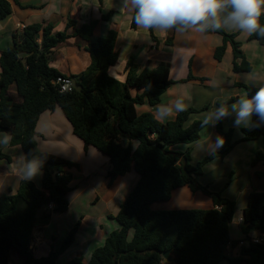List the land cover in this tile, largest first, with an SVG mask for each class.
<instances>
[{
	"label": "trees",
	"instance_id": "trees-1",
	"mask_svg": "<svg viewBox=\"0 0 264 264\" xmlns=\"http://www.w3.org/2000/svg\"><path fill=\"white\" fill-rule=\"evenodd\" d=\"M103 0H100L102 2ZM13 4L20 0H0V21L13 12ZM109 15L103 19L108 20ZM78 21L69 16L64 31L55 32L52 23H32L21 32L13 33V43L0 55V133L12 136L11 146H21L24 155L41 156L44 159L41 187L33 181L23 180L15 194L0 195V264H10L12 254L19 257L20 264H59L58 258L69 249L82 226L77 221L58 249L51 248L45 257L33 255V232L38 220L69 210L68 194L73 190L71 170H80V163L43 151L37 140V124L46 112L60 108L71 124L73 133L108 158L112 164L107 180L111 188L132 168L140 179L126 200L121 204L116 220L121 226L113 231L85 262L77 255L67 264H162L163 254L170 251L174 264H264V242L256 243L252 234L264 235V191L255 189L249 195L243 211L240 230L246 239L233 240L230 224L236 213V202L213 193L201 185L197 177L204 166L215 158H225L243 142L264 139V123L259 127L241 128V138L235 141V129L225 131L223 119L217 122L216 131L224 138L220 150L204 157L196 165L191 163L190 150L185 153L171 148L180 144H192L200 140L202 120L186 126L193 113L189 108L176 114L168 122H161L152 112L139 113L138 106L148 104L156 107L163 95L178 83L207 77L193 75L191 61L185 79L174 81L169 77L167 63L151 62V67L140 72V66L130 58L126 65L127 78L121 82L109 74L119 59L116 50L118 31L112 29L105 37L91 41L97 20H90L77 27ZM132 29L137 26L134 19ZM153 42L158 45L154 30H149ZM222 36L223 44L216 48L214 58L221 62L228 45L233 51V71L251 72L253 67L236 40L237 33L210 32ZM71 37H80L88 43L86 51L91 64L79 77L80 92H60L56 81L65 76L50 66L54 49ZM264 46V39L249 36ZM173 45V37L166 40ZM152 46L151 49H155ZM159 76L163 81L152 79ZM158 77V78H159ZM253 95L256 88L236 82ZM13 87L15 89L13 90ZM133 91L136 94H133ZM232 97L227 100L232 103ZM225 101H219V103ZM258 117H253L257 121ZM125 140L138 142L136 149ZM183 158L186 163H183ZM0 160L12 158L0 148ZM264 166V149L256 152L251 163L254 168ZM189 187L193 193L202 191L212 197L214 208L155 211L153 204L169 201L175 190ZM52 205V207H50ZM45 222V221H44ZM132 232V236L130 235ZM247 241V245H241ZM238 253H228V248H238ZM172 263V264H173Z\"/></svg>",
	"mask_w": 264,
	"mask_h": 264
},
{
	"label": "crops",
	"instance_id": "crops-1",
	"mask_svg": "<svg viewBox=\"0 0 264 264\" xmlns=\"http://www.w3.org/2000/svg\"><path fill=\"white\" fill-rule=\"evenodd\" d=\"M109 3V0H103L102 2H100V0H20V6L13 4L12 14L6 19L0 21V55L3 51L12 46L13 33L21 32L23 30V27H26L32 23H52L54 25V31L61 32L64 31L66 27L68 17L73 16L78 21L77 27L82 26L84 23L90 22V20L98 21V24L91 38V41L93 42L97 41L101 37H105L112 29L118 31L119 35L116 44V50L119 52V59L117 64L109 69V74L121 82L126 81V65L130 58H133L135 64L140 66V72L144 71L148 67H151V62L167 63L169 65V76L172 80H174L173 65L175 58V48H183L182 51L187 54L189 59L192 56V59L190 61L192 62L191 68L193 75L196 77H207L209 80L204 83H201L198 80H192L187 83H178L177 87H184L185 85L190 86L192 88V91L194 92H166L162 97V103H169V97L172 98V101L178 96H183L186 98V103L188 104L187 109L194 108L195 110L200 111L207 106H209V108L211 106H218L217 103L219 101H227L232 97H235L236 99L239 98V96L242 95L245 90L243 88L236 87V82L253 86L251 80V77L253 75L259 74L260 76L264 77V46L260 45L257 41L249 40V36L241 32L230 33L238 34L236 40L241 43V49L243 50L244 54L247 57V60L253 67L252 71L248 73H235L233 71V51L230 45H228L227 51L221 62H218L214 58L216 48L223 44L222 36L216 33L200 36L194 33L182 35L177 34L175 31H170L166 33L163 32L162 35L159 36L154 30L155 35L158 38L157 45V43L153 42L148 30L150 36L148 44L149 50H147L144 54H137L138 48L136 47L137 45H135V41L126 42L125 40H123V33L121 32L123 25H126V32H128V34H135L137 32L138 27L136 29H132L131 27V23L134 19L133 13L127 10L122 11L119 4V7H115L116 5H113V3H110V5ZM104 15H109L108 20L103 19ZM19 26H22V28L20 27L19 29ZM169 37H173L172 46L166 45V40ZM126 43L132 44V47L133 45L135 46L127 51L124 58H122L120 47L124 46L125 48L124 44ZM155 45L156 48L152 50L151 47ZM87 46L88 43L82 40L80 37H71L66 42L60 44L54 49L53 59L50 61V66L56 68L65 76H78L79 74L84 72L91 64L90 55L86 51ZM163 54H166V56H163ZM188 62L189 60L185 62V65H183L182 68L183 71H186V74L184 77L182 75L180 78H178L179 80L185 79L187 77L189 65ZM204 65H209L213 68L210 71L211 74L206 73V71L204 70ZM218 72L222 73V76L224 75L223 77H225L227 80H219L222 76L220 78L219 76L217 77ZM227 82L230 86L229 91L231 92H223V89L225 88ZM200 87H210L211 89L217 90L218 92H215V95L213 97L210 95L209 97L207 95L204 96V94H202L203 92H195V90ZM220 87H222V92H219L218 90ZM133 94H136V92L133 91ZM205 97L207 98V100L204 99ZM156 107L144 104L142 106H138L137 110L139 113L152 112L153 114H155ZM206 111H200L198 113L191 114L189 120L186 123V126H190L196 120H202L203 113H205ZM175 116L163 122L171 121L175 118ZM229 120H231L232 124L227 126V121ZM233 121L234 115L223 119L225 131L235 129L237 133L241 128H243L234 127ZM216 125L215 130L210 131L208 134H206L205 128L201 132V138L199 141L189 145H176L171 149L182 153L190 150L191 163L193 165H196L199 161H201L204 157L210 155L212 152L207 151L205 153L206 155L202 159H198L195 156V150L201 146H205L206 144H208V139L211 144H215L217 138L221 137V135L216 131ZM36 132L39 146L43 151L80 163V170H71L73 171V181L71 183V187L73 188V190L68 194V199L70 201L69 210L65 213L58 214L56 217L55 215H52L47 220H38L37 225L42 226L43 235L41 237V243H34L33 241V244L31 246L33 255L36 258H39V256L45 257L49 254L52 247H54V249H58V247H56L57 245L53 246L54 242H61L57 241V239H64L65 234L68 232V229L63 230L61 222L64 221L67 215H69L73 205L72 201L70 200V194L74 190H76L75 178L80 177L81 179H85V181L89 184L99 178L101 185L100 187L103 188V193H100V195L95 193L96 199L99 198L98 201H95V204L98 203L96 207H101V210L97 215L93 214L87 216L84 214H79L75 218H73V220L70 222L71 224L79 221L82 218V226L76 234L73 245L58 258V261H60L62 258L67 257V259L65 258L66 261H64V263L67 264L73 258L80 254L84 257L85 262H88L91 259L94 251L105 243V240L111 235V233L121 228L115 218L119 213L121 204L126 200L128 194H130L133 188L136 186L140 179V176L135 172L134 168H132L111 188H108L107 176L109 171L112 169V164L107 157L102 155L95 148L91 146L86 147L84 142L73 133L71 124L63 114L62 110L58 107L54 111L46 112L41 116L37 124ZM236 133L235 136L237 137V139L235 137V141L241 138V134L236 135ZM261 139L264 141L263 138ZM129 141L133 149H136L138 146V142L133 140ZM254 142L255 141H250L240 144ZM253 145L256 146V149L255 151H252L254 153H251L249 158V165L251 168L249 169L248 176L250 178L252 177L253 179L255 177H257L258 179H262L264 178V166H262L261 164L257 165L254 168L251 166L255 154L256 152L261 150V146L260 144ZM222 146L215 151L220 150ZM1 149L9 154V156L12 158V161L8 162L6 160H0V195L4 193L15 194L18 191L21 182L24 180L20 177L19 169L16 166V159L18 156L24 155V151L21 146L11 145H9L6 150L4 148ZM234 150L232 151V153L234 152ZM229 157L230 154L226 158H223V161H225V159H229ZM258 167L261 168L258 169ZM77 172L78 174H76ZM42 175L43 174L41 172V181ZM199 178L200 176L197 177V180H199ZM200 184L203 186H210L208 184ZM186 188L187 190H190L189 195L190 198H192L193 196L191 195H193L194 193H192L189 187L186 186ZM262 188H264V186ZM255 190L259 191L257 189ZM174 193L182 195L181 191L175 190ZM250 193L251 191L248 195H250ZM194 198L198 201L196 195L194 196ZM198 206L199 204H197L196 208L195 204L192 208L212 209L214 208L213 200L208 198L207 205L204 204L203 207ZM154 207L155 206H152V209L157 210L156 208L154 209ZM246 207L247 205L244 207V209ZM243 211L242 217L239 218V222L243 219ZM239 222L237 223L238 225H240ZM130 235L132 236V232ZM56 236L59 237L56 238ZM51 239H53L54 241H52ZM231 239L241 240L242 238L231 237ZM245 244L246 243H244L243 245ZM228 250L229 254L233 253V255H236L238 253L239 247L235 248L234 250L232 248H228ZM15 255V253L12 254L10 264H20L19 258H16ZM222 263L229 264L228 261H222L219 264ZM162 264L172 263H169L165 260Z\"/></svg>",
	"mask_w": 264,
	"mask_h": 264
},
{
	"label": "clouds",
	"instance_id": "clouds-1",
	"mask_svg": "<svg viewBox=\"0 0 264 264\" xmlns=\"http://www.w3.org/2000/svg\"><path fill=\"white\" fill-rule=\"evenodd\" d=\"M120 9L133 13L136 26L159 32L175 31L177 34L194 33L205 36L210 32H241L264 39V0H121ZM256 88L253 95L244 92L234 102L219 103L202 116L201 127L215 126L220 120L234 115L233 126L259 127L264 123V77H251ZM186 98L178 96L169 103L156 107L155 118L166 121L180 112L187 111ZM258 117L253 121V117ZM12 136L0 133V148L9 147ZM208 151L214 152L224 143L218 137L215 145L209 139ZM44 159L32 155H20L16 159L19 174L25 181L41 173Z\"/></svg>",
	"mask_w": 264,
	"mask_h": 264
},
{
	"label": "rangeland",
	"instance_id": "rangeland-1",
	"mask_svg": "<svg viewBox=\"0 0 264 264\" xmlns=\"http://www.w3.org/2000/svg\"><path fill=\"white\" fill-rule=\"evenodd\" d=\"M109 2L111 4L113 3V5H116L115 7H117L118 4L119 5L121 4V1H119V0H117V2H116V0H109ZM110 3H109V5H110ZM110 7H112V6H110ZM20 27L21 26H19V29H20ZM126 30H127L126 25H123V28L121 29V32L123 33V40H125L126 42L135 41V45H137L136 47L138 48L137 54L146 53V51L149 50L148 44H149V40H150L148 30L146 31L144 29L138 28V30L135 34H128V32H126ZM156 32L159 36L162 35V33H163V32H159V31H156ZM241 40H242V38H241ZM124 45H125V48H124V46L120 47L122 58H124L127 51H129L130 49H132L135 46V45H133V47H132V44H127V43ZM182 49L183 48H181V47H178L177 49L175 48V54H174L175 58H174V65H173V77H174L173 79H174V81L179 80L178 78H180L182 75H183V77L185 76L186 71L185 70L183 71V69H182L183 65H185V62L187 60H189L188 63H190V60L192 59V56L189 59L187 54H185L182 51ZM163 56H166V54H163ZM231 57H232V52H231ZM52 59H53V57L51 58V60ZM204 66H205L204 70L206 71V73L211 74L210 71L213 68L210 67L209 65H204ZM218 76L220 78L222 76V73L218 72L217 77ZM223 76L219 80L226 79ZM158 77L159 76L154 77L152 79H157V81H163V79H166V78H160V77L158 78ZM13 89H15V87ZM216 89H218V88H216ZM218 90H219V92H222V87H220ZM223 90H224L223 92H231V91H229L230 86L228 85V82L226 83L225 88ZM167 92H194V91H192V88L190 86L185 85L184 87H179V86L177 87V84H176V86L175 85H174V87L172 86L169 89V91H167ZM195 92H203L202 94H204V96L207 95L209 97V95H210L213 97L215 95V92H218V91L213 90L210 87H200L197 90H195ZM225 95H226V93H225ZM204 96H202V97H204ZM171 99L172 98L169 97L168 101L171 102ZM204 99L207 100L206 97ZM212 108H214V107L211 106L210 108L207 109L206 112H208ZM230 124H232L231 120L227 121V126ZM214 130H215V126H208V128L205 129V132H206V134H208L210 131H214ZM237 134H240V133L237 132L236 135ZM236 139H237V137H236ZM263 142L264 141L262 139H259V141H255L254 143L240 144L235 148L233 153L232 152L230 153L229 159H225V161H223V158H221V157L213 159L212 161H210V163L208 162L205 165V167L203 169L204 170L203 174L200 176V178L198 180V182H200L204 185H207V184L210 185V186H208V188L211 192H213L215 194L221 193L223 197L228 198V199H232L236 202V207H237L236 208V214L234 216L233 222L230 224V236L232 238L246 239V236L241 232L240 226L237 223L239 222V218L242 217V211H243L244 207L246 205H248V198H249L248 194H249V192L250 191L252 192L253 189H257L259 191L264 190V188H262L264 186V178L258 179L257 177H255L253 179L252 177L250 178L248 176L249 169L251 168L249 165V162H250L249 158H250L251 153H254L252 151L253 150L255 151V149H256V146L253 144H260L261 150H263L264 149ZM213 145H215V144H213ZM207 151H208V144H206L205 146H201V147L197 148L195 150L196 158L202 159L206 155L205 153ZM260 168L261 167H258V169H260ZM71 172H73V171H71ZM76 174H78V172ZM75 180H76V184H75L76 190H74L70 194V200L72 201L73 205H72V208H71L69 215H67L65 217L64 221L61 222L62 223L61 226H62L63 230L68 229V232L65 234L64 239L68 236L71 229L77 223V222H74L72 224L70 223L73 220V218H75L79 214L80 215L84 214L87 216L93 215V214L97 215L98 212L101 210V207H96L98 205V203L95 204V201L99 200V198L96 199L95 193L98 195H100V193H103L102 192L103 188L100 187L101 186L100 185V179L98 178L97 180L92 181L90 184L88 182H86L85 179H81L80 177L75 178ZM31 181L36 183L38 187H41V173L38 176H36L34 179H32ZM176 191H181L182 195H179V194L173 192L172 197L169 201L159 202V203L153 204V206H155L154 209L155 208L157 209L155 211H168L170 209L171 210L194 209L192 207H194L195 204H196V208H197V204H199L198 207H203L204 204L207 205L208 198L212 199L211 196L206 195L202 191L196 192L198 194L194 193L197 196L198 201L194 198V196H195L194 194L191 195L193 197L190 198V195H189L190 190H187L186 187L185 188L182 187ZM128 193H130V192H128ZM78 198H80V199H78ZM183 207H185V208H183ZM57 215L58 214H56L55 217ZM59 234H60V230H59ZM42 235H43L42 234V226L37 225L34 229V232H33L34 243L35 242L41 243ZM251 236H252V238H258L261 235L259 232H255ZM58 237L59 236H56V238H58ZM37 238H38V240H37ZM64 239H62V238L57 239V241H61V242H54L53 246L57 245L56 247L59 248ZM51 240L54 241L53 239H51ZM244 243H246L245 245L248 244L247 241ZM240 246H242V245H240ZM15 257L19 258L17 255H15ZM40 257H43V256H39V258ZM65 258L67 259V257H64L60 261H58V263L59 264H65L64 263V261H66ZM222 264H225V263H222Z\"/></svg>",
	"mask_w": 264,
	"mask_h": 264
},
{
	"label": "built area",
	"instance_id": "built-area-1",
	"mask_svg": "<svg viewBox=\"0 0 264 264\" xmlns=\"http://www.w3.org/2000/svg\"><path fill=\"white\" fill-rule=\"evenodd\" d=\"M22 28V26H21ZM25 27H23L24 29ZM73 82L74 79L71 76H60L58 77L56 84L60 90V92H69L72 93L73 91H75V87L73 86ZM52 207V205L50 206ZM242 222V220H240L239 224ZM254 242L256 243H263L264 242V235L259 236L258 238H253ZM242 245L244 243H241Z\"/></svg>",
	"mask_w": 264,
	"mask_h": 264
},
{
	"label": "water",
	"instance_id": "water-1",
	"mask_svg": "<svg viewBox=\"0 0 264 264\" xmlns=\"http://www.w3.org/2000/svg\"><path fill=\"white\" fill-rule=\"evenodd\" d=\"M79 81H80L79 77H77V78L74 79V82H73V86L75 87V90L78 91V92H80L82 90V86L80 85ZM125 143H126V147H129L130 141L129 140H125ZM183 163L184 164L186 163V160L184 158H183ZM163 258L169 263H173L174 262V258H173V256H172L170 251L165 252L163 254Z\"/></svg>",
	"mask_w": 264,
	"mask_h": 264
}]
</instances>
